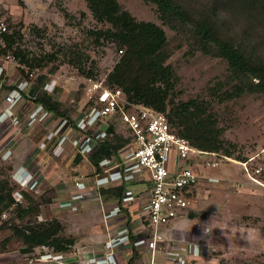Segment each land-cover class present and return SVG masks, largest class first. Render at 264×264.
Masks as SVG:
<instances>
[{"label": "rangeland", "instance_id": "rangeland-1", "mask_svg": "<svg viewBox=\"0 0 264 264\" xmlns=\"http://www.w3.org/2000/svg\"><path fill=\"white\" fill-rule=\"evenodd\" d=\"M118 1L137 20L154 22L165 30L168 37L167 64L173 67L180 79L177 100L202 98L210 102L219 117V126L225 129L223 138L235 145V149H231L233 156H227L232 161H224L220 169L208 171V176L217 179V185L208 184L196 190L189 214H184V218L191 222L189 233L184 237L188 239L200 232L196 246H201L200 249L207 253L200 264H264V98L261 95H245L219 103L218 97L234 85L228 63L196 50L188 33L175 32L164 26L156 5L145 0ZM188 1L202 7L209 0ZM0 8L8 17L11 33L20 34L15 49L44 56L79 45L96 63L94 80H105L106 83L107 75L123 53L118 52L115 44L92 45L88 32L103 27L94 20L83 0H0ZM90 67L91 63H88L87 70ZM34 70L37 76L31 83L29 96L25 93L26 102L14 106L6 102L7 94L11 93L5 87L8 76L0 75V82L4 83L0 87V121L8 115L10 119L15 118L16 124L11 128L5 126L8 123L0 126V185L2 181L8 182L15 201L23 207L29 205L22 194L27 193L33 198L32 207L39 209V214L23 219L15 206L0 212V264H53L51 258H41L43 254L52 252L46 248H38L34 254L25 255L17 238L4 245V240L12 235L10 225L23 227L59 221L64 226L62 235L73 237L77 243L85 241L79 243L85 246L88 245L86 240L92 238L95 232L101 229L105 232L99 224L104 220L101 211L96 212L93 209L95 205H87L85 200L72 199L76 189L85 187L84 177L92 176L89 170L92 168L78 166L71 153L57 158V152L55 156L50 152L53 157L47 154L39 157L42 151L49 150H41L45 145L43 138L48 133L45 126H37L30 134L25 131L22 139L17 137L21 125L18 119L26 111L34 110L38 105L36 99L40 96L47 95L53 102L59 103L61 111L74 120L80 118L86 109V77L68 63L63 53L59 54L58 60ZM42 108L37 109L40 114L45 113ZM112 122L117 133L125 132L118 119ZM60 134L59 140L74 138V132L68 127L61 129ZM244 162L260 183L248 177L241 165ZM257 170H260L259 174H256ZM146 183L143 181L138 187H134V183L126 186L133 191L144 190V187H149ZM86 187L93 190L96 186ZM96 198L97 193H94L91 199ZM191 214L195 216L193 219ZM182 245L189 244L186 242L177 247L182 249ZM198 258L194 256L195 261Z\"/></svg>", "mask_w": 264, "mask_h": 264}, {"label": "trees", "instance_id": "trees-1", "mask_svg": "<svg viewBox=\"0 0 264 264\" xmlns=\"http://www.w3.org/2000/svg\"><path fill=\"white\" fill-rule=\"evenodd\" d=\"M83 1L94 20L103 27L88 32L93 40L92 45L100 47L115 44L118 52H123L112 72L107 75L106 85L112 89H121L130 102L165 114L178 134L193 147L232 157L231 149H235V145L223 138L225 129L219 126V117L212 104L202 98L177 100L180 79L173 67L167 64L168 37L165 30L154 22L137 20L118 0ZM145 2L156 5L164 26L175 32L188 33L196 50L222 58L228 63L230 79L234 85L226 91L221 89L223 93L218 95L219 103L245 95H261L264 98V0H209L202 7L188 0ZM19 36V32H8L4 37L5 48L2 53L13 51L16 59L30 70L46 67L63 53L68 63L78 69L82 76L95 77L96 63L79 45L38 56L15 49ZM88 63H91L89 70L86 68ZM5 87L9 91L15 88ZM213 96L217 97V94ZM36 102L58 118L70 120L75 126L74 119L63 113L59 103L53 102L47 95L40 96ZM112 121L108 120V125L104 127L112 137L97 141L90 157L91 164L98 172L101 171L99 165L102 160H113L129 143V140L117 133ZM79 162L80 158H77L76 164ZM124 189L125 185H122L103 190V193L106 199H123ZM12 193L8 182L2 181L1 213L15 206L22 219L39 214L38 207H32L33 198L30 195L22 193L23 199L29 202L27 207H23L15 201ZM190 217L195 216L191 214ZM45 222L23 227L10 225L12 235L3 244L7 245L12 238H17L25 255L34 254L37 248H48L55 252L70 251L75 240L62 235L63 226L58 222Z\"/></svg>", "mask_w": 264, "mask_h": 264}, {"label": "built area", "instance_id": "built-area-1", "mask_svg": "<svg viewBox=\"0 0 264 264\" xmlns=\"http://www.w3.org/2000/svg\"><path fill=\"white\" fill-rule=\"evenodd\" d=\"M8 32H10L8 17L0 8V75L8 76L6 86L15 87L6 97L7 104L14 106L24 102L25 93L28 95L31 92L32 89L29 88L37 74L34 69L30 70L21 64L11 53H2V49L5 48L4 37ZM84 81L86 109L80 118L74 120L75 126L70 120L58 118L53 112L38 104L34 110L26 111L18 119L21 125L18 127L20 133L17 137L24 138L25 131L26 134H30L37 126H45L49 133L54 135H61L60 130L68 127L74 132L73 157L89 161L97 141L112 137L104 128L108 125V120L118 119L127 133L124 138L129 140V143L113 160H102L99 165L101 171L98 172L95 168L93 175L99 178L101 175L111 177L118 174L123 182L129 184H141L143 181L149 183L150 187L145 196L126 197L120 204L122 208L133 211L138 219L134 224L139 225L143 236L141 241L145 242L151 252V264H155V256L161 252H165L166 264H193L191 258L195 256L194 246L179 250L165 248L167 238L162 229L172 226L178 218H184L186 211L190 210L198 188L217 181L215 177L207 175L208 171L220 169L224 161L232 160L220 153L206 152L193 147L188 140L178 134L165 114L128 101L121 89L109 88L105 80L85 78ZM2 84L4 83L0 82V87ZM38 108L45 110V113L40 114ZM5 123H8L5 125L7 128L16 125L15 118L10 119L8 115L0 121V126ZM241 165L250 179L260 183L249 172L247 162ZM259 173L260 170H257L256 174ZM86 186L88 185L76 189L72 199L81 201L99 192L98 185L95 191L87 190ZM110 203L116 204L118 201ZM115 210L106 214V219L114 218L119 223L110 229L107 253L101 260H90L89 264L96 262L115 264L117 252L133 243L129 227L124 226L128 216L120 210L118 212V208ZM41 258H51L53 264H73L72 262L77 260L72 251H52L43 254Z\"/></svg>", "mask_w": 264, "mask_h": 264}, {"label": "crops", "instance_id": "crops-1", "mask_svg": "<svg viewBox=\"0 0 264 264\" xmlns=\"http://www.w3.org/2000/svg\"><path fill=\"white\" fill-rule=\"evenodd\" d=\"M32 89V88H31ZM120 134V133H118ZM126 131L121 133L120 135H122L123 137H125L126 135ZM62 135V134H61ZM58 134H53V133H47V135L45 136V138H43L42 143L45 145H42L43 148L41 150H48V152H39V157H41L42 155H46L49 157H53V155L55 156V152L58 153L57 158L58 157H62L64 154H68L71 153V156L73 157V146H72V138L69 139L65 138V139H58ZM38 152V151H37ZM52 152V153H50ZM38 156V155H37ZM36 156V157H37ZM78 166L80 165L82 167V165H84V167H87L89 169V167H91L93 169H89L90 173H92V176L88 175L89 178H84L86 185H88L89 187L92 186H96L98 185L99 187V192L97 193V198L91 199H84L85 203L87 205L90 204H94L95 206L93 207V209H96V212L101 211V213L104 215V220L103 222H100L99 224L101 225L102 228L105 229V232L98 230L99 232L94 234V236L92 238H89L88 240H86V242H88V245L85 246L84 244H79L81 242H85V241H79L77 243V241L75 240V245L72 247V251L75 256H77V260L73 261V264H77L78 262H84L83 264H89L90 260H101L102 258H104V256L107 253V248L106 245L108 243V241L110 240V229L114 228L115 225H119V223L116 221V219L112 218V219H106V214L109 213V211H116L115 209L118 208V212L120 210V212L122 211L123 214H126L128 216V220L127 223L124 225L126 227H129L131 236H132V240L133 243L130 246H127L125 248H123L122 250H119L117 252V254L115 255V264H151V259H152V255L151 252L147 249L145 242H142V233L139 230V225L138 224H134V221L138 220L136 219V216L134 215L133 211H131L130 209H124L122 208V205L120 204L122 199H115L113 197H109L108 199H106L107 196L104 195L103 190H110L112 188H117L120 187L122 185H125V189H124V193H123V198L126 197H141V196H145L144 193H147L149 187L145 188L144 190H142L143 188H140L139 190H131L130 188H128V186H126V182H123L121 180V177L118 174H114L111 177L107 176V175H101V177L99 178H95L94 171H95V167L91 164L90 159L89 161L84 160V161H80L78 164ZM215 177V176H214ZM220 180H222L220 178ZM219 180V182H220ZM216 183V181H215ZM213 183L212 186H215L217 184ZM147 184V183H146ZM131 185V184H129ZM139 184L134 183V187H138ZM202 187H207L206 184H204V186ZM93 191H95V188L93 189ZM110 199V200H109ZM114 201H118V203L116 204H111L110 202ZM97 204H99V206H97ZM114 207V208H113ZM75 208V207H74ZM72 209V211H74V213H76L75 209ZM81 208V205H80ZM58 209L63 210L61 207H59ZM79 209V208H78ZM189 214V210L188 213H186L185 215L188 216ZM91 217H94L91 216ZM185 217V216H184ZM193 219V218H191ZM108 220V221H107ZM58 223H60L62 226L63 224L61 222L58 221ZM98 224V226H99ZM172 226L169 227H165L162 229V232L165 234L167 241L165 243V248L169 247L170 250L172 249H176L179 250L178 245H181L182 243H186L189 245H182L183 249L186 248L187 246H194V244H197L198 242L196 241L198 235L200 232H196L195 235H193V237L191 238H185L181 239L180 234L178 233H174L172 234ZM63 231H64V226H63ZM107 239V241H106ZM172 239H174V243L172 241ZM170 241H172L170 243ZM194 243V244H193ZM78 245V246H77ZM175 247V248H172ZM201 246L198 247V250L194 247V251H195V255L198 256L199 258L197 259V261H195L194 256H192V262L193 264H200L202 261H204V258L207 257V253L205 250H203L202 248L200 249ZM38 249V248H37ZM45 249V248H44ZM48 249V248H46ZM49 250V249H48ZM166 255L165 252H161V253H157L155 256V264H166V259H165ZM194 259V261H193ZM195 262V263H194ZM97 264V263H95ZM103 264V263H101ZM106 264V263H104Z\"/></svg>", "mask_w": 264, "mask_h": 264}, {"label": "clouds", "instance_id": "clouds-1", "mask_svg": "<svg viewBox=\"0 0 264 264\" xmlns=\"http://www.w3.org/2000/svg\"><path fill=\"white\" fill-rule=\"evenodd\" d=\"M190 228L191 222L187 218H178L173 224L172 234L179 233L181 239H184V236L189 233ZM194 247L198 250L196 244H194Z\"/></svg>", "mask_w": 264, "mask_h": 264}]
</instances>
